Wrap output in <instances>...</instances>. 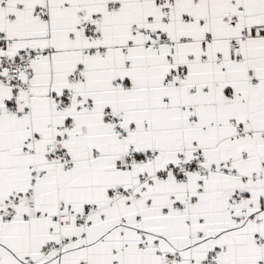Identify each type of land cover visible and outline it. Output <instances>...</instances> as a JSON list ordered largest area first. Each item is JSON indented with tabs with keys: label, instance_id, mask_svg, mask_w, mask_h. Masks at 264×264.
<instances>
[{
	"label": "snow or ice",
	"instance_id": "6c2138e0",
	"mask_svg": "<svg viewBox=\"0 0 264 264\" xmlns=\"http://www.w3.org/2000/svg\"><path fill=\"white\" fill-rule=\"evenodd\" d=\"M0 264H264V0H0Z\"/></svg>",
	"mask_w": 264,
	"mask_h": 264
}]
</instances>
